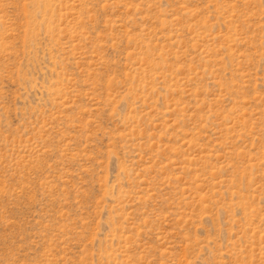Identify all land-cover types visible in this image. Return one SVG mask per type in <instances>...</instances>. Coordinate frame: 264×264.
Here are the masks:
<instances>
[{
    "label": "rangeland",
    "instance_id": "1",
    "mask_svg": "<svg viewBox=\"0 0 264 264\" xmlns=\"http://www.w3.org/2000/svg\"><path fill=\"white\" fill-rule=\"evenodd\" d=\"M0 264H264V0H0Z\"/></svg>",
    "mask_w": 264,
    "mask_h": 264
}]
</instances>
